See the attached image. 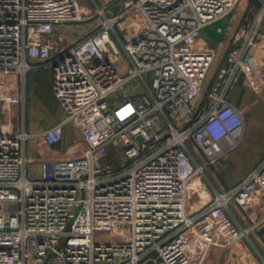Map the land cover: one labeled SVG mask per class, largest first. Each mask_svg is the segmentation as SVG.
Returning a JSON list of instances; mask_svg holds the SVG:
<instances>
[{
	"label": "built area",
	"instance_id": "1",
	"mask_svg": "<svg viewBox=\"0 0 264 264\" xmlns=\"http://www.w3.org/2000/svg\"><path fill=\"white\" fill-rule=\"evenodd\" d=\"M238 2L129 0L116 13L90 0L99 23L65 46L56 28L83 22L82 0H0V74L25 82L50 68L67 117L44 141L62 144L71 123L86 146L30 179L26 121H0V264H202L199 229L264 197V157L223 192L205 175L243 133L226 92L263 37L264 19L237 34L199 103L215 54L197 44ZM135 13L144 29L125 41L117 27ZM116 142L122 163L97 166V153Z\"/></svg>",
	"mask_w": 264,
	"mask_h": 264
},
{
	"label": "crops",
	"instance_id": "2",
	"mask_svg": "<svg viewBox=\"0 0 264 264\" xmlns=\"http://www.w3.org/2000/svg\"><path fill=\"white\" fill-rule=\"evenodd\" d=\"M95 1V0H94ZM113 1V4L107 3L101 5L100 0L95 1L97 6L103 8H111V12L123 2ZM249 0H239L238 5L233 12L219 22L211 24L204 28L200 36L198 46L201 48L210 49L215 54L214 62L211 66L209 77L204 86L197 102H201L207 94L210 83L218 70L225 61L226 55L234 42L237 34L246 25L252 24L257 18L264 19V7L262 5L249 4ZM243 3V4H242ZM104 5V6H103ZM128 23V25L126 24ZM123 23V24H122ZM220 23V24H219ZM127 29L129 35L134 38L144 29L141 16L138 13L133 14L129 18L120 23ZM263 37L251 48L247 56V64L244 70L237 74L236 78L227 90V101L235 106L243 115L245 126L241 138L245 139H260V151L253 165L244 171V175L252 171L257 162L264 157V131L262 133L253 131L247 125V110L256 103L258 96L264 94V26H262ZM34 72H31V74ZM30 74V73H29ZM27 76V81L28 77ZM15 75V74H14ZM13 75V77H15ZM3 74H0V85L3 84ZM51 81V80H50ZM38 85V83H36ZM52 85V83H51ZM237 90L235 96L230 97V93ZM6 114V113H5ZM59 116L54 123L55 125ZM10 121L15 124L14 118H11L0 112V121ZM50 127L35 126L31 132L26 122V130L31 136L28 141H33L34 146L38 150V158L35 164L31 165L29 171L33 174L32 179L41 177L44 163L61 158L72 157L86 148L80 132L74 126H69L65 130V139L62 144L57 146H49L43 138V133ZM16 127V126H15ZM34 139V140H32ZM32 143V142H31ZM30 143V144H31ZM32 144V145H33ZM26 146V155H27ZM238 147V146H237ZM229 155V160H236V149ZM32 159V158H31ZM28 160V155H27ZM32 160H35L33 158ZM259 161V162H260ZM39 175L37 176V174ZM29 174V172H28ZM216 174V173H215ZM217 185L211 186L216 190L223 192L230 189L237 183L233 181L231 185L221 182H216ZM210 185V184H209ZM232 214L226 216L218 222H210L212 230L206 232L199 229L200 236L205 243L200 246L199 258L202 264H264V197L260 194L256 197L254 203L246 208H240L236 205L231 207Z\"/></svg>",
	"mask_w": 264,
	"mask_h": 264
},
{
	"label": "rangeland",
	"instance_id": "3",
	"mask_svg": "<svg viewBox=\"0 0 264 264\" xmlns=\"http://www.w3.org/2000/svg\"><path fill=\"white\" fill-rule=\"evenodd\" d=\"M128 1L129 0H121L123 4H120L114 12L117 13L123 10L126 7L125 4ZM100 2L101 5L105 4L106 6L108 2L110 5L113 4V0H100ZM248 3L262 5L264 7V0H249ZM81 5L85 9L87 8V14L85 15L82 23L80 22L72 25H62L56 28L54 36L57 42H59L60 38L62 39V43L59 42L61 45L66 46L75 43L87 35L92 30L93 26H95V24L99 23L97 18H93L92 14L95 8L90 3V0H82ZM122 24L117 27V31L119 35L125 39V41H128L127 28ZM126 24L128 25L127 22ZM123 64L124 61H122L121 64L119 63L120 73L123 72ZM51 73L52 72L50 68L40 69L38 71H34L32 74L30 72L28 81L25 82H21L19 76L14 75L15 73L13 72L3 73L4 82L2 87L0 86V112L9 116L11 120L14 118V125L16 127H19L20 123L25 120L28 123V128L31 132L33 129H35V126H52L51 124L54 123L59 116L61 119L59 118L56 124L63 121L67 117L64 108L60 105L58 99L54 95L50 81ZM13 75L15 77H13ZM36 83H38V85ZM236 93L237 90L231 92L230 97L232 95L235 96ZM120 96L121 94L114 95V97ZM255 102L256 103L253 105V107H250V109L248 108L247 110V125L248 128L252 129L253 131L257 130V132L262 133L264 131V94L258 96ZM69 126L74 125L68 123L67 127ZM30 143L27 146V166L29 172L28 177L32 179L35 174L32 176V173L29 171V169L31 165L33 166V164L34 167H37V164H35L37 162L35 161L39 154L37 153L38 150L34 146L33 141H30ZM237 146L236 153L238 156H236V160H230L228 162L229 155L231 154L230 152L214 167L205 168L206 181L208 184H210L209 186L217 185L216 182L218 181H223L224 183L231 185L233 181H235V183H239L244 180L247 175L246 174L243 176L244 171L253 165L257 155L259 154L260 139L244 140L243 138L239 137ZM31 158H35V160H32ZM122 159V145L121 143L116 142L111 146L103 148L97 153L95 164L104 168H114L122 163ZM38 175L39 173L37 176Z\"/></svg>",
	"mask_w": 264,
	"mask_h": 264
},
{
	"label": "water",
	"instance_id": "4",
	"mask_svg": "<svg viewBox=\"0 0 264 264\" xmlns=\"http://www.w3.org/2000/svg\"><path fill=\"white\" fill-rule=\"evenodd\" d=\"M121 0H117L114 4H117L118 2H120Z\"/></svg>",
	"mask_w": 264,
	"mask_h": 264
},
{
	"label": "bare ground",
	"instance_id": "5",
	"mask_svg": "<svg viewBox=\"0 0 264 264\" xmlns=\"http://www.w3.org/2000/svg\"><path fill=\"white\" fill-rule=\"evenodd\" d=\"M116 1V0H115Z\"/></svg>",
	"mask_w": 264,
	"mask_h": 264
}]
</instances>
